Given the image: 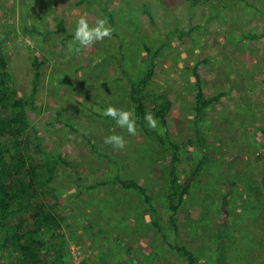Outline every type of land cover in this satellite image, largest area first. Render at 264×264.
<instances>
[{"label": "rangeland", "instance_id": "rangeland-1", "mask_svg": "<svg viewBox=\"0 0 264 264\" xmlns=\"http://www.w3.org/2000/svg\"><path fill=\"white\" fill-rule=\"evenodd\" d=\"M85 14L90 21L106 18L112 37L69 52L75 20ZM60 21L67 36L57 31ZM0 40L12 88L31 98L27 111L41 148L58 159L60 174L43 204L62 212L64 264H187L150 229L138 194L101 184L116 175L137 180L165 221V166L153 165L158 150L139 130L129 135L101 112L126 106L114 58L119 42L130 72L139 76L142 43L156 48L166 41L150 88L172 101V137L185 144L181 182L201 158L192 67L199 64L205 96L226 93L199 123L207 159L176 216L177 240L201 262L215 264L206 243L220 240L218 208L229 192L227 264H264V0H0ZM111 134L123 135L126 147L105 144Z\"/></svg>", "mask_w": 264, "mask_h": 264}, {"label": "trees", "instance_id": "trees-1", "mask_svg": "<svg viewBox=\"0 0 264 264\" xmlns=\"http://www.w3.org/2000/svg\"><path fill=\"white\" fill-rule=\"evenodd\" d=\"M142 13L151 23L153 22V16L146 6ZM107 17L110 19V15ZM57 26L59 33L68 35L61 21ZM168 43L166 41L156 48L142 43L143 59L139 76H133L130 72L128 56L120 42L118 55L114 57L123 74L119 80L126 83L125 109H134L137 128L143 140L152 148L155 147L160 158L163 159L160 161V158H156L153 165L165 166L166 204L162 214L165 221L161 222L154 198L150 195L148 188L137 180L116 175L114 180H106L101 184L107 185L112 182L124 191L138 194L146 204L150 229L158 235L162 244L184 259L187 264H207L201 262L191 249L177 240L176 216L185 196L191 189L192 181L202 172L207 159L204 138L198 128L199 123L210 106L217 103L226 93L218 92L212 96H205L203 81L198 73L199 64L196 63L192 67L195 93L193 121L201 158L195 164L193 171L181 182L179 164L182 145L185 144L181 145L172 137L168 119L172 101L166 92L150 88L156 74L158 59L168 49ZM39 65L38 62L34 64L35 81L40 75ZM30 99L18 96L12 88L8 62L3 54L0 40V264H64L65 240L62 212L55 207L43 204L58 180L60 174L58 159L48 155L41 148L39 135L32 128L29 120L27 107L31 105ZM147 112H151L158 119L160 126L166 129L163 135L147 126L144 120ZM101 117L104 120H111L104 116ZM261 134L264 137V130ZM189 143L192 141L190 140ZM99 184L97 182L86 188L93 189ZM229 196V192L222 196L218 208L223 226L220 240L206 243L211 248L215 264H227L225 254L227 252L226 241L230 236L226 225L230 215ZM259 216L264 217V207ZM169 234L175 236V239L169 240Z\"/></svg>", "mask_w": 264, "mask_h": 264}, {"label": "clouds", "instance_id": "clouds-1", "mask_svg": "<svg viewBox=\"0 0 264 264\" xmlns=\"http://www.w3.org/2000/svg\"><path fill=\"white\" fill-rule=\"evenodd\" d=\"M112 34L113 29L106 18L97 17L94 21H90L86 14L80 15L75 20L68 51L79 52L82 49L91 48L97 42L106 38L110 39ZM101 115L115 121V125L120 129L126 130L129 135H137L138 128L134 109H122L109 105L101 112ZM144 120L147 126L156 130L158 134L163 135L166 131L165 128L160 126L158 119L151 112H147L144 115ZM104 143L111 145L117 150H122L126 147L127 141L123 135L111 134L104 138Z\"/></svg>", "mask_w": 264, "mask_h": 264}]
</instances>
